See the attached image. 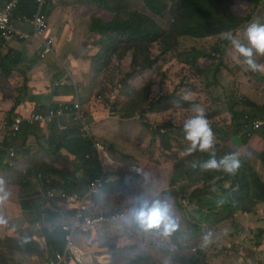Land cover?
Instances as JSON below:
<instances>
[{
    "label": "rangeland",
    "instance_id": "374dc122",
    "mask_svg": "<svg viewBox=\"0 0 264 264\" xmlns=\"http://www.w3.org/2000/svg\"><path fill=\"white\" fill-rule=\"evenodd\" d=\"M56 1L59 3L55 7H61L64 15L61 16L60 20L56 18L55 14L50 18L51 26L53 24V36L56 38L55 51L60 54L61 52H69L74 48L77 51H83L86 55L90 45H93L89 31L91 17H100L105 23H109L114 19L115 11L111 12L100 6L99 0ZM118 3V7L121 8L128 6L126 10L141 11L160 28L169 29L171 27L172 16L169 12H165L162 16L153 15L141 0H118ZM225 8L242 19V24L245 23L244 28L233 37L241 43L247 44L245 35L247 28L253 22L264 24V0H260L257 7L247 0H234L231 5L227 3ZM81 17V26L73 30V36H67L62 27L63 21ZM221 39L220 36L206 39L179 38V45L174 50L172 48L167 54L161 53L163 50L161 41L147 44L151 59L160 54L157 63L148 70L140 69L145 60V55H138L137 62L134 63L133 51L122 42L118 43L112 64L101 75H98L96 84L97 76L91 79L92 82L89 86L80 83L75 74L73 77L76 85H74L71 77H68L67 80L63 78L67 84H63L66 89L63 87V93H60L61 98L74 101L77 99L76 91L78 90L79 99L88 105L87 108H84L87 117L91 114L97 115L89 119L88 122L83 120L81 124L74 126L79 127V130L75 128L64 135L62 140L70 144L69 149H65V151H71L75 154L76 147H78L80 149L76 151L77 155H71L74 156L71 158L63 151L53 154L56 167H54L55 165L51 167H58L63 171L62 180L64 182L73 180L72 174H70L72 172L76 173L78 180H83L87 176L88 171L79 166L80 162H83V158L80 156L83 153V141L78 136V131L90 130L92 125L93 132L104 136L105 139L100 140H106L105 145L109 151L110 146H115L118 154L113 153L116 160L109 162V164L114 171H118L120 176L116 186L106 185L98 204L104 209H121V212L125 210L129 215L128 220L124 222L101 228L97 235L90 239L91 243L86 245L83 235H77L75 242L86 254L98 253L99 256H102L110 253L111 264L131 263L138 257H145L146 255L150 264H184L181 257L188 256L189 253L199 254L203 251L197 244L192 245V241H188V227L196 225L198 228L200 226L207 228L210 223H221L212 231L215 242L204 249L206 253L203 254L206 256L200 257L202 259L201 264H255L264 258L263 201L252 203L246 209L238 207L239 210L233 213L230 211L229 203L224 201L223 197L212 187L216 181L211 186L204 188V184L198 182L194 188L180 191L179 196L173 194L172 189H170L173 169L175 173L179 163L185 167L194 163L193 154L182 158L184 154L177 148L180 141L179 134L183 131V121L194 115L192 111L194 104H199L205 109V115H209L206 118L214 132L217 129L227 134L226 143H222L219 136L214 135L215 144H219V148L226 145L232 150H235L234 147H236L238 157L249 159L253 173L264 182V163L258 159V155L264 152V142L255 136L247 146L253 149H247L240 138L235 137L232 133V120L235 118L230 112V109L236 111L247 109L250 101L256 106L264 107V74L247 71L242 61L238 59L232 44L226 48V56L218 54L216 57L215 63H221V70L215 74V66L209 67L211 61L205 57L201 58L202 51H210L214 45L218 46ZM35 41L39 40L35 39ZM186 59L196 61L198 59L199 63L190 66L185 63ZM256 60L258 63L264 64V57L257 56ZM49 62L43 61L44 64H48V67L62 68L59 61L53 63L50 58ZM25 63V58H20L18 64L14 66L13 73L23 69ZM32 75L36 77L34 80L30 79V90L36 84L40 86L50 84L48 76L40 74L38 67L33 70ZM4 79L5 77L1 75L0 90L2 95L12 94L10 91L22 83L20 82V74L13 78L10 77L7 81ZM120 83L123 85V90L119 93ZM95 86L98 89L103 86L101 88V94L104 96L103 104L97 99L98 89L94 90ZM148 86L150 87L148 91L141 90ZM132 89V94L127 95V92ZM142 95L151 99L145 101ZM185 95H190L191 101L184 102L182 99ZM115 96L117 97L116 100ZM108 98L110 99L109 104L113 98V103H117L116 112L119 110L123 112L124 108L126 113L143 110L149 100L153 101V104L159 100H167L158 113L156 112V105H154L155 117L153 120L157 126L166 129V135L175 138L174 141L170 142L171 150L168 151V147L163 149L161 137L152 135L148 128H145V124L140 121L123 120L122 117L117 119L116 115L108 114ZM89 102L92 104H88ZM129 102V107H126ZM256 116L260 117L261 115L258 113ZM1 118L2 115L0 114ZM95 126L97 127L95 128ZM177 133L178 135H176ZM45 145L49 149L52 148L49 144L45 143ZM28 148L26 145L18 157L17 162L19 161V163L17 165L19 166L16 168L18 173L12 172V180L7 183L4 182L2 189L3 173L0 168V197H5L6 194V198L0 199V219L6 221V223L0 224V261L1 257L7 256L10 259L9 264H43L45 258L49 256V253L45 251L44 253L30 254L12 248V245L21 238L31 233L37 234L36 230L28 225V216L22 212L20 205L22 200L26 201L31 196L29 190L32 191L37 187L34 186L31 189V187L26 186L27 188L23 190L19 184L22 177L25 176V180H27L28 171L35 168L29 167L26 172H21L24 170L23 163L29 161L30 156L36 155L34 153L26 154L25 151ZM198 156L196 154L195 158ZM183 183L178 182L172 185L179 189ZM226 187H228L227 184ZM72 188L73 185H69L65 189L72 190ZM167 188L171 190L169 198L163 196V190ZM196 189L197 195H199L206 209H201L200 206L193 203L189 204L187 198H182ZM142 198L149 202L160 200L171 207L173 216L178 222L177 243L169 239L168 235H163L161 230L145 231L136 224L132 209L138 206ZM179 198L182 201L186 199L187 207L179 203ZM205 199H211L212 202L209 207L206 206ZM220 201L224 202L220 203ZM224 205H227L228 208L224 209ZM173 209H176L177 212ZM185 222L189 223L187 225L182 224L183 228H179L180 224ZM225 230L227 234H225ZM36 240L43 243L38 236H36ZM190 246L195 247L196 252L189 251ZM58 250L64 252V242L60 244ZM187 258L189 264L199 261L195 256ZM82 262V259H74V263L81 264ZM2 264L5 263L2 261Z\"/></svg>",
    "mask_w": 264,
    "mask_h": 264
},
{
    "label": "clouds",
    "instance_id": "9594fccd",
    "mask_svg": "<svg viewBox=\"0 0 264 264\" xmlns=\"http://www.w3.org/2000/svg\"><path fill=\"white\" fill-rule=\"evenodd\" d=\"M233 1L229 2L228 4L231 5ZM58 3L59 2L56 0H18V2L16 4L13 2V0H0V63H1V58L3 59L8 54H11L12 57H15L16 54L18 53V56H19V52H15L14 49L9 47V44L11 42H13V41L20 42V41L35 40V39L39 40V41H37L40 44V55L38 56V59L41 61L49 62L50 58H51L53 63H55V61H59L60 64L62 65V68H63V69L62 68H56L53 66L50 67V69L52 71V75L50 78V84H49V88L51 91V94H50L51 98H60L61 97L60 93H63L62 92L63 87H64L63 84H67V81H64L63 78H66V80H67L68 77H71L74 85H76L75 78L73 77V74L71 73L70 68H69V64H68L69 63V58H68L69 52H65V53L61 52L60 54H58L54 49V44L56 42V38L53 36V29H52L53 24L51 26L50 18L55 14L56 18L58 20H60L61 16L64 15V12H62L61 7H55V5H57ZM226 4L224 5V7L226 6ZM20 5L25 6V9H22L20 7ZM99 5L103 6L108 11H111V12L113 11L111 9L106 8L103 4L100 3V1H99ZM29 6L32 7L31 13H28ZM151 14H153V13H151ZM153 15H156V14H153ZM162 15H157V16H162ZM77 16H79V15H77ZM94 17L101 19L100 17L92 16L91 20ZM81 20H82V17L77 18V19H72V20L68 19V20L63 21L64 24L62 27L65 29L67 36H73L74 35L73 30H75V29H77V27L81 26L80 25ZM91 20H90V24H91ZM90 24H89V31H90ZM172 24H173V17H172ZM172 24H171V26H172ZM244 26H245V23H243V26L239 27L234 32H228V33H224V34L215 35V36H220V38H222L220 40V42L224 39L229 40V42L225 46H222L223 52H221V53L213 51V48L216 47L215 45L212 47V49L210 51H206L207 56L205 58L207 60L211 61L210 65H209L210 68L215 66V71H214L215 74H217L221 70L220 66H219V70H217V66L220 63H215V60L217 59L216 57H218V54H222L223 56H226V48L229 47L230 44H232V46L234 47V50L237 53L238 59L240 61H242V63L244 64L247 71H251L253 73L259 72L261 74H264V64L258 63L256 60L257 56L264 57V24H260L258 22H253L247 28L246 33H245L246 39H247V44L241 43L238 39L233 37L235 34L239 33L244 28ZM161 29H165V28L161 27ZM166 30H168V29H166ZM9 31H11L12 37L7 40L4 36V34L9 33ZM90 33H91V37L93 39V45H90V48H89L90 54L85 55L84 58L90 64V71L93 75L92 78H95V76H97V80L95 82V84H96L98 82V75H95L93 72L99 73V75H101V73L103 71H105V69H107L112 64V61L103 70L97 71L95 69V64H94L95 61L92 58L99 51V46L97 45L98 35L95 33H92L91 31H90ZM212 37H214V36H212ZM182 38H184V37H182ZM188 38H191V37H188ZM193 39H196V38H193ZM204 39H206V38H204ZM178 45H179V42L177 39V46ZM203 53H204V50L202 51V57L201 58H204ZM74 56H76V55H74ZM19 59H20V56H19ZM189 61H196V60L186 59L185 63H189ZM196 62L199 63L198 59ZM213 64H215V65H213ZM10 66L13 70L15 65L12 64ZM0 76H1V69H0ZM91 79H90V81H88V83L85 84L80 79L77 78V80L80 83L87 85V86H89V84H91V82H92ZM102 87L103 86L99 87V89H98V87L95 86V89H94V90L98 89L97 99L101 103H102L103 98H104V96L101 94V88ZM122 90H123V85L120 83L119 84V93ZM27 91H28V87L25 90V87L22 85V86H20V88H18L16 90L15 94L13 93L10 95H13V97H18L19 95L22 97H25ZM164 93L166 94V92H164ZM169 93H171V92H169ZM111 94H113V93H111ZM76 95H77V99L72 101V103H70V104L65 103V102H52L49 106L46 107V109L44 108L45 107L44 105L38 104V105H36L35 109L21 110L20 112H18V109L20 107H22L28 103L27 101H25L19 107H17L15 114L12 115V111H11L10 117L0 121V130L4 133V139L0 145V150L2 149V147L5 143L6 144L11 143V146H14L15 148L18 149L17 150L14 147H12L10 154H8L7 156L0 159V161H1L0 163L3 164V166H1V171L3 173V177H2L3 182L1 184V189L4 185V182L7 183V182H10L12 180V178H11L12 172L18 173L16 168H18L19 165H17V163H19V162L15 163L14 161L18 160V157L24 151V147L27 144H29L31 139H34L36 141H40L42 139L41 137L38 136V130L41 127H43V130L48 129L49 127L56 129V135L51 139V140H56V142L52 146V148L49 149V148H47V146H39V147H42L41 152L43 154H47V152L48 153L54 152V150L59 145H61V146L69 145V143H66L65 141L62 140L64 135L68 132H71L75 128H76V130L77 129L79 130V127H72L71 129H69L71 122H73L75 124H81V122L83 120L88 122L89 119L93 118L94 114H91L87 117V114L84 111V108H87V104L83 103L82 100L79 99V91L78 90L76 91ZM189 96L185 95L182 100L184 102L191 101ZM116 98L117 97L115 96V100H116ZM163 98H165V97H163ZM95 99H96V97H95ZM149 99H151V98H149ZM109 101H110V99L108 98V101H107V105L109 108V112H107L108 114L116 115L117 119L122 117L123 120L140 121L141 123L145 124V126L148 128V130L150 131V133L152 135H156V133H157L156 136H158V137L166 136L168 138V142H169L167 150L168 151L171 150L170 142L174 141L175 138H172V137L166 135L167 134L166 129L160 128L159 126H157V124H155L156 122H154V120H153V118L155 117L154 113H153L154 108H152V106H153L152 102L153 101L149 100V103L145 107H143V110L132 113L131 115L129 113H126L124 111V108H123V112H121L120 110L116 112L117 103H113L114 98L111 100V104H109ZM129 103L126 105V107H129ZM88 104H92V103L89 102ZM251 104H253V103L250 101L248 108L243 109V110H239V112H242V111L253 112L254 110L251 107ZM253 105H255V104H253ZM171 106H173L172 103H171ZM14 107H15V102L13 99V108ZM258 107H261V106H258ZM158 111L159 110H156L157 113H158ZM192 111L194 112V115L191 118H188V119L183 121V131L179 134L180 141L177 145V148L179 149V151L181 153L184 154V156H182V158H185L186 155H191L197 151L202 152V153H208L209 159H207L206 161L199 163V164L194 163L192 165V167L193 168L199 167L201 170H204V171H211V170L220 171V170H223L227 174H230V175L235 174L239 170V168L241 167V161H240L241 158L239 159L238 154H236V153H230V154H226L225 156H223L222 158H220L218 160L216 158V153L214 151V148H215V145H219V144H215L214 131H213V129H211L209 121L206 118L209 115H205V109L199 104H194L192 106ZM58 112H62V115L57 116ZM230 112L232 113L233 118H235L234 114H235L236 110L230 109ZM51 113H54L55 116L52 118L51 122H48L47 120H48V118H50ZM38 117H41L42 120L37 119ZM235 120L236 119L232 120L233 126L235 124ZM61 121H63L67 125L66 126L60 125L59 123ZM261 124H262L261 120L258 119L254 124V130H258V128L260 127ZM27 125L32 127L34 130V133L29 135V136H26L24 133V127ZM92 129H93V127L91 125L90 130L83 129L81 131H78V136L80 137V139L84 143V151H85V154H83L84 158L87 160V159H90L92 155L96 156V158L98 159V162H99V166L94 167L91 172H88L87 176L83 180L76 179L77 175L75 172L70 173V174H72L73 181L68 180V181L64 182L62 180V177L59 174H56V176H54V177L50 176V178H49V179L56 180L57 186H55V188L51 187L52 189H49L48 192L46 193V196L49 198V204L47 206H49V208H51V209L53 207H55V209L59 212V214L62 218L61 222H59V226L61 227V230L64 232V252H56L53 255L49 254V256H47L45 258V261L43 264H45L49 259L55 258L57 254L63 255L66 253L67 232L63 230V226L66 224H69L71 222L73 215H74V211L68 210L66 203L60 197V195L62 193H65L68 196H72V195L76 194L80 197H84L89 192L90 184L95 179L103 177L104 186H103L102 190L100 191V193L97 196H95V199H94L97 206H98V209L101 210L102 212H104L106 215H109V214H123L124 215V218H122L121 220L116 221V222H109V223L103 224L101 227L94 229L89 234H76L74 236V244H75V246H76V248L80 254L81 259L83 260V262L81 264H97V263L98 264H111V254L107 253L106 255H102V256H99L98 253L86 254L75 242V237L77 235H83L84 244L86 245L87 243H91L90 239L92 237H95L97 235V232L101 228H104L108 225L110 226V225H114L117 223L124 222L125 220H128V218H129V215L125 210H123V212H121V209H113V208L104 209V208L100 207L98 204V202H100V198L103 194V191H104L106 185L111 184L112 186H116L119 183L120 176L118 175V171H114L112 169L111 164H109V162L116 160L115 157L113 156V149H115V146L112 147V149L110 148V151H109L105 145V143H107L106 140H104V141L100 140V139H105L104 136L98 135L97 133L93 132ZM215 132H217V129L215 130ZM182 134H185L184 138L182 137ZM176 135H178V133ZM216 136H218V135H216ZM252 138H255V135H253L250 138V141ZM160 140H161V138H160ZM250 141H249V144H250ZM87 144H89V146H90L89 150H86ZM109 144H111V143H109ZM96 145H100L103 148V151L99 152ZM69 147H70V145H69ZM182 147H183V149H182ZM249 148L253 149L252 147H249ZM16 151H18L19 153H16ZM26 151H31V149L28 148ZM62 151L65 154H67V153L71 154L69 151L68 152L65 151V149H62L58 152H62ZM235 151L237 152L236 148H235ZM71 155H75V154H71ZM30 159H33V156H30ZM5 165H7L8 168H6ZM41 165H46L49 167L52 166V165H48V164H41ZM36 166L37 165L31 166V167H36ZM54 167H56V166H54ZM54 167H52V168H54ZM28 168H29L28 165L23 164L24 170H22L21 172L22 173L26 172V170ZM54 169H56V168H54ZM56 170H58V169H56ZM58 171H62V170H58ZM105 171H107V173H104ZM88 176H91L92 178H87ZM173 176H174V169H173V173H172V178H173ZM24 178H25V176L22 177V181L19 183L21 185V189H23V190L25 189V187L23 186ZM32 184H33V186L31 187V189H33L34 186H37V187H35V189L32 191L29 190L31 197L36 199L37 201H39V197L43 196V192L41 190L40 183H39L38 179L37 178L32 179ZM80 184H84L86 187V191L84 194H80L79 192H76V191L71 192L72 190H75L76 187H78V185L80 186ZM187 184H188V182H184L181 186H184ZM69 185H73L72 190H66L65 189ZM192 188H194V186ZM192 188H189V189L186 188V189L190 190ZM170 189H172V192L174 190H178L172 184L170 185ZM170 189L169 188L164 189L163 190V194H164L163 196H166L167 198H169V196L171 194ZM33 191L38 192L40 194L35 195ZM179 192H178V196H179ZM50 193H53L54 196H50ZM189 195H190V193L188 195L182 197V198H187V197H189ZM97 197H99L98 200H97ZM4 198H6V194H5V197H0V199H4ZM54 203L56 204L55 206H54ZM179 203L184 207H187V205H188L186 199H183V201H182V199L179 198ZM220 203H223V201H220ZM189 204H191V203H189ZM20 205H21V202H20ZM21 210L24 214H26V212H24L22 209V205H21ZM173 210L177 212L176 209H173ZM132 214H133V218H134L136 224L141 229H143L145 231L161 230L162 234L165 236L168 235V238L172 239L174 243L178 242V238H177V236L179 235L178 222L176 221V219L173 216L171 207L166 202H162L160 200H154V201L149 202V201L142 198L140 200L138 206H136L132 209ZM3 223H6V221H4L3 219H0V224H3ZM27 223H28V219H27ZM188 223L189 222L181 223L179 228H183L182 224L187 225ZM220 224L210 223L207 228H204L202 226H200L198 228V227H196V225L189 226L188 230H187L188 235H189V231H191L192 234L197 232V234L196 235H189L188 241H192L191 242L192 245L197 244L201 249H203V251L200 252L199 254L189 253V254H187L188 256L184 255L183 257H181V259L191 257V256H195L196 258H198L200 256V257L204 258L206 256L203 254V253H206L204 251V249L208 248L210 245H212L215 242V240L213 238L212 231H214L216 229L215 227L220 225ZM40 227H41V224L36 223V229H39ZM176 229L178 232H176ZM225 234H227L226 230H225ZM173 235L176 236V240L173 239ZM36 236L41 238L43 243L38 242L36 240ZM31 237H32V240L35 241L36 243H38L42 249L44 248L43 250L45 252H48L47 242H46L45 237L38 234V233L37 234L31 233V234H29L26 237L21 238V239H26V238H31ZM189 251L196 252V248L190 246ZM140 254H143V253H140ZM68 255H69V253L67 252V256ZM74 259H73V261H71L68 258L66 260V263H64V264H77V263H74ZM200 261L194 262L191 264H201ZM127 262H129V261H127ZM263 262H264V258L258 260L255 264H261ZM186 264H189V261H187Z\"/></svg>",
    "mask_w": 264,
    "mask_h": 264
},
{
    "label": "trees",
    "instance_id": "16d2710c",
    "mask_svg": "<svg viewBox=\"0 0 264 264\" xmlns=\"http://www.w3.org/2000/svg\"><path fill=\"white\" fill-rule=\"evenodd\" d=\"M99 1L106 8L115 11V16L109 23H105L101 19L95 17L91 20L90 31L98 35L97 45L99 46V51L92 58L95 61L94 64L97 71L103 70L111 63L113 55L117 51L118 43H125L127 48L133 51L132 59L134 63L137 62L138 55H145V60L140 69L148 70L157 63L160 54L151 59L148 54L149 47L147 44H154L161 41L163 44V50L161 53L167 54L172 48L174 49L177 46V39L179 38L191 37L204 39L219 34L234 32L239 27L243 26V20L224 7L226 3L233 0H141L146 8L153 14L162 15L164 12L168 11L172 15L173 24L168 30L161 29L141 11L132 9L126 10L128 6L125 8L118 7V0ZM248 1L252 2L255 7H257L260 2V0ZM20 7L25 9V6L23 5H20ZM31 12L32 7L29 6L28 13ZM228 42V39L222 40L218 46L213 48V51L219 53L223 52L222 46H225ZM203 55L206 57L207 52L204 51ZM18 62V53L15 57L8 54L3 59L1 58L0 69L1 75L5 77L4 80H8L13 73L10 65L18 64ZM196 63V61H189V63L186 64L194 66ZM219 66H221V63L217 66V70H219ZM149 89L150 87L148 86L141 90L148 91ZM132 92L133 89L129 90L127 95H131ZM23 98L24 97L20 95L18 97H13L15 107L12 110V115L16 113L17 107L25 102ZM142 98L145 101H148L149 99L148 96L144 95H142ZM165 102L166 100H159L155 102L156 104H153V108L154 105H156V110H160L165 105ZM251 107L254 110L253 112L236 111L234 114L236 119L235 124L232 126V133L235 137L240 138L245 147L249 145L250 138L253 135L264 142V107H258L253 104H251ZM258 113H260V117L256 116ZM129 114L131 115L132 112ZM258 119L261 120L262 124L258 130H254V124ZM145 128L147 127L145 126ZM24 133L26 136H29L34 133V130L32 127L27 125L24 127ZM214 135H218L222 143L227 142L228 136L221 130L214 132ZM182 137L184 138L185 134H182ZM168 143V138L166 136H162L161 146L163 149H167ZM12 147L14 146H11V143H5L0 150V159L10 154ZM89 148L90 146L87 144L86 150H89ZM110 148L112 149V146H110ZM235 148L236 147H234V149ZM62 149H69V145H59L54 152ZM78 149H76V151ZM247 149L250 148L248 147ZM76 151L75 155H77ZM214 151L218 160L226 154H237L235 150H232L226 145L221 148H219V145H215ZM16 153L19 152L16 151ZM70 153L73 154L71 151ZM113 153L118 154L115 149H113ZM83 154H85V151L80 154L83 158V162H80L79 166L85 168L88 172H91L92 168L99 166L96 156L92 155L90 159L86 160ZM196 154L199 155L197 158H195ZM192 157H194L193 162L199 164L209 159V154L197 151L193 153ZM258 159L261 163H264V152L258 155ZM240 161L241 167L235 174L232 175L225 173L223 170L204 171L199 167L193 168L192 165L194 163L189 167H185L182 163H179L172 178V184L174 185V183L178 182H188V184L181 186L178 190H174L173 194L178 195L179 191H184L186 188H192L198 182H203L204 188L206 186H211V184L216 181L212 187L220 194L221 197H223L224 201L229 203L230 211L233 213L239 210L238 207L246 209L252 203H258L259 201L264 202V182L259 176L253 173L249 159L241 157ZM1 166H3V164L0 163V168ZM5 167L8 168L7 165H5ZM62 173L63 171H58L46 165H37L34 169L28 171L27 180L24 178L23 182V186L25 188L26 186H33L32 179L37 178L40 183L43 196L39 197V201L30 196L26 201L22 200L21 205L23 211L28 215V224L30 227H33L35 230L36 223L41 224V227L36 229V233L45 237L48 248L47 250L50 255L60 252L58 249L60 244L64 242V232L59 226V222H61L62 219L59 212L56 209L47 207L49 204V198L46 196V193L49 189L57 186V181L49 179L50 176H56V174H59L63 177ZM87 178L92 177L88 176ZM226 184L228 187H226ZM34 194L39 195L40 193L34 192ZM187 199L189 203L196 204L200 206L201 209H206V207L203 206V202L199 195H197V189L192 191ZM211 202V199H205L206 206L209 207ZM55 205L56 204L54 203V206ZM223 208L226 209L228 206L224 205ZM176 232H178L177 229ZM196 234L197 232L192 234V232L189 231V235ZM173 239L176 240L175 235H173ZM12 248L19 252L30 254H39L44 252L40 245L32 240V237L16 241L14 245H12ZM197 259L200 261V256ZM2 261L5 264H9L10 259L9 257L4 256L1 257L0 264H2ZM183 261L184 264H186L189 260L188 258H183ZM127 264L150 263L148 262L146 256H140L137 260Z\"/></svg>",
    "mask_w": 264,
    "mask_h": 264
},
{
    "label": "crops",
    "instance_id": "0c3cea01",
    "mask_svg": "<svg viewBox=\"0 0 264 264\" xmlns=\"http://www.w3.org/2000/svg\"><path fill=\"white\" fill-rule=\"evenodd\" d=\"M9 47L14 49L15 52H19L20 58H25L26 63L23 65V69H19L17 72L12 73L10 76L11 78L15 77L17 74L21 75V81L22 82L19 86H16L13 88L10 92L15 94L16 90L20 88V86H24L25 90L28 87V91L26 92V96L23 98L24 101H27L28 103L18 109V112L21 110H32L35 109L36 105L41 104L44 105L45 109L47 106H49L52 102H65V103H72V101L63 100L60 98H51V91L49 88V84H46L44 86H40L39 84L33 85L30 90V79L34 80L35 75H32V72L35 68H39V73L45 76H48V78H51L52 71L50 67H48V64H44L43 61L38 59V56L40 55V44L36 42L35 40H27V41H13L9 44ZM90 54V51L86 54ZM76 55V56H74ZM84 52L83 51H77L76 49L72 48L69 51V68L72 74H75L76 78L80 79L83 83H88L90 79L92 78V73L90 71V64L89 62L84 58ZM14 69V68H13ZM95 75H99V73L93 72ZM9 77V78H10ZM20 79V77H19ZM7 81V79L5 80ZM12 87V84H11ZM88 106V105H87ZM86 107V106H85ZM13 109V96L12 95H2L0 91V114L2 115V118L0 121L7 119L10 117L11 111ZM97 115L94 114L93 117ZM62 126H66L63 121L59 123ZM58 125V124H57ZM77 126V124L71 122L69 129L72 127ZM93 127V126H92ZM97 126H95L96 128ZM58 128V127H57ZM41 133V134H40ZM56 135V129L55 128H48L44 129L41 127L38 130V136L42 139L40 141H36L34 139H31L29 144L27 146L32 151H26L25 153H34L36 154L33 159H30L29 161H25V163L29 167L34 165H41V164H49V165H55L53 161V154L59 153L58 150L55 152H47V154H43L41 152L42 147L37 146H46V144H49L53 146L56 142V140H51ZM70 145V144H69ZM78 149V147H76ZM84 151V143L82 147ZM36 151H39L36 153ZM66 155L71 156V154L67 153ZM74 158V156H71V158ZM6 159V158H5ZM1 162V161H0ZM15 163L17 160L14 161ZM19 162V161H18ZM60 170L58 167L56 168ZM4 172V171H3ZM51 177H54V175H51ZM73 181V180H72ZM79 192L84 193L86 191V187L84 184L78 185L75 190H72L71 192ZM70 192V193H71Z\"/></svg>",
    "mask_w": 264,
    "mask_h": 264
},
{
    "label": "built area",
    "instance_id": "2783aa9c",
    "mask_svg": "<svg viewBox=\"0 0 264 264\" xmlns=\"http://www.w3.org/2000/svg\"><path fill=\"white\" fill-rule=\"evenodd\" d=\"M17 4L18 0H13ZM5 38L8 40L12 37L11 31L4 34ZM62 112H58L57 116H61ZM55 116L54 113H51L48 122H51L52 118ZM37 119L42 120L41 117ZM87 130V129H85ZM4 139V133L0 130V145ZM99 152L103 151V148L100 145H96ZM13 155V154H12ZM104 173H107L105 171ZM104 186L103 177L95 179L89 186V192L84 197H80L76 194L68 196L65 193L60 195L61 199L67 205L68 210L74 211L73 218L69 224L63 226V230L67 232L66 241L67 248L66 253L61 255L57 254L55 258L49 259L45 264H64L69 258L71 261L73 259H81L80 254L74 244V236L76 234H89L94 229L101 227L103 224L109 222H116L124 218L123 214H109L106 215L104 212L98 209V206L95 202V196H97ZM50 196H54L53 193H50ZM67 252L69 255L67 256ZM261 264H264L261 263Z\"/></svg>",
    "mask_w": 264,
    "mask_h": 264
}]
</instances>
